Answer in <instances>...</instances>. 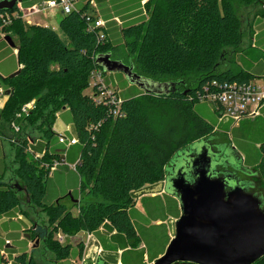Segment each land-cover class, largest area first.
<instances>
[{"label": "trees", "instance_id": "1", "mask_svg": "<svg viewBox=\"0 0 264 264\" xmlns=\"http://www.w3.org/2000/svg\"><path fill=\"white\" fill-rule=\"evenodd\" d=\"M88 4L76 5L63 14L59 33L20 19L5 26L15 41L19 72L0 78L8 88L0 109V125H4L0 128L16 138L11 142L14 180L7 181L5 161L0 160V218L20 208L23 194L34 207L46 206L51 223L63 233L89 232L104 250H121V261L131 253L133 258L127 259V264H150L164 252L169 239L165 223L151 222L177 219L180 211L170 195L136 193L164 181L168 167L184 159V153L201 141L221 159L214 174L239 180L246 192L262 199L264 208V111L229 131V123H218L207 107L196 106L195 100L196 91L211 80L249 81L264 71L263 64L252 66L240 57L237 72L218 69L223 50L236 48L241 39L230 0H146L142 4L146 13L134 21L111 27L114 22L107 21L108 16L106 24L92 31L87 27L95 16L87 11ZM14 10L15 6L9 13ZM2 14L5 12L0 11V26ZM123 47L127 53L121 61L141 76L173 82L174 91L168 95L136 88L120 91L115 94L121 100L116 113V102L110 98L86 94L91 71L101 70L94 65L96 55L109 52L115 59L113 51ZM31 100L34 107L28 115L17 117ZM64 108L78 140L74 149L79 162L75 169L61 166L49 177L51 165L65 152V146L49 147L54 139L51 125ZM12 122L19 125L17 132L12 130ZM23 122L32 128L29 132ZM34 129L42 133L43 142L30 136ZM217 130L230 132L228 144L212 143ZM229 150L234 160L228 159ZM36 153L40 155H33ZM84 193L97 200L79 204L76 215L59 197L63 194L75 202L76 196ZM138 200L144 213L136 208ZM160 227L163 234L158 241L153 231ZM14 236L19 233L8 234ZM141 243L144 247L139 248ZM5 244L0 240V250ZM23 250L15 253V264H33ZM56 251L62 260L71 248L59 246ZM6 261L0 254V264ZM252 264H264V256Z\"/></svg>", "mask_w": 264, "mask_h": 264}, {"label": "water", "instance_id": "2", "mask_svg": "<svg viewBox=\"0 0 264 264\" xmlns=\"http://www.w3.org/2000/svg\"><path fill=\"white\" fill-rule=\"evenodd\" d=\"M17 1L0 0V11L12 9ZM4 39L13 45L9 36ZM94 65L102 72H121L144 93L174 91L173 82L141 76L109 52L96 55ZM228 154L234 160L231 150ZM183 156L166 170L164 193L177 200L180 214L174 221L173 237L153 264H252L264 256L262 199L246 192L230 175L214 174L221 159L205 142L194 144Z\"/></svg>", "mask_w": 264, "mask_h": 264}, {"label": "rangeland", "instance_id": "3", "mask_svg": "<svg viewBox=\"0 0 264 264\" xmlns=\"http://www.w3.org/2000/svg\"><path fill=\"white\" fill-rule=\"evenodd\" d=\"M145 2V1H144ZM232 9L237 17L238 24H239V31H240V43L236 48H225L223 50V58L219 62L218 69H231L232 72H237L240 69L239 64H241L239 57H241L244 60H247L248 62L254 64L257 61H264V43L256 41L254 42V35L264 29V0H230ZM143 13H146V11L143 9ZM47 13L38 15L36 17L31 18L33 23H46L50 28H53L58 33V17L50 18L46 16ZM114 58L117 60H120V57L126 54V49L119 48L113 51ZM103 74V80L105 84L107 85L105 89H92V85L94 80L90 81V85L84 89L86 94L93 95L95 97H99L100 94L104 91L109 96H113L114 94H117L118 91H124L126 89H139L135 85H131L123 76L121 72H104ZM4 77V76H2ZM261 78V77H259ZM140 90V89H139ZM203 105L206 106L207 109L210 111V113L215 116L217 119L219 116L213 111L212 105L208 103H196V106ZM229 119V118H227ZM221 121V120H219ZM232 121V120H231ZM55 122V119L51 125V130L53 127V124ZM27 123H22V126L27 129L29 132L32 128L29 126H26ZM4 126L3 123L0 125V127ZM38 129H34L31 131V137H37L40 139V141H44L45 139L42 137L41 132H37ZM10 134H6V138ZM231 134L230 132H224L222 130H217L214 134L212 143L214 144H222L230 142L231 140ZM5 144V150L7 153V158L5 164L8 166V169L6 168L5 176L6 179H9L13 177L12 169L15 168L14 162H11L9 159V148L14 150L11 144L10 139L8 138V143L6 140H4ZM61 166L57 167V170ZM12 168V169H11ZM56 171V170H55ZM12 172V173H11ZM53 176V172L50 173L49 177ZM242 177V176H241ZM14 179V178H13ZM163 188H164V181L155 183L151 186H147L144 188L143 192H140L139 194L136 193V195H141L143 193L144 195H162L163 194ZM20 189V188H19ZM135 195V196H136ZM21 199H23L24 202L20 203L21 212H22V220L20 221L19 228V239L23 240L25 245L24 246H16V242H8V244L3 248L2 253L6 256L9 254V258L12 259V255L10 254L12 251L20 252L22 249L24 253L28 257L31 258L33 264H65L64 261H68L70 264H79L80 258L83 255V252L85 254L86 263L85 264H97L99 261H107L108 264H116L117 258L119 257L118 253H114L113 251H106L102 248L99 241L96 240L95 236L91 235L89 236L84 231H78L74 232L72 234H65L61 230H59L56 227V223H51L50 221V215L48 213L49 210L46 209V206H33L32 204L25 201V197L23 194H20ZM63 194H60L59 197L61 198V201L65 202L67 206L69 207V211L71 214L76 215L77 214V206L79 204H84L88 201H96L97 198L88 195L86 193L76 196V203L72 202L71 200H68L65 196L63 197ZM24 197V198H23ZM78 197V198H77ZM71 202V203H70ZM73 204V205H72ZM76 205V206H75ZM136 208L144 211L143 207L141 206L140 201H137ZM143 213V212H142ZM19 221V220H18ZM174 221L175 219L172 217H169L166 221L165 225L166 227V233L168 237H173L174 235ZM2 221H0V228L4 229L3 224H1ZM6 222V221H5ZM153 224V223H152ZM146 228V226H145ZM1 230V229H0ZM154 235H158L154 238H157L158 241L162 239L163 234V228H159L156 231H153ZM29 237V239H28ZM31 237V238H30ZM161 237V238H160ZM70 246L71 251L73 249H76L77 251L80 249V255L81 256H73L72 252H68L64 259L60 260L58 259L57 255V247H65ZM102 251H101V248ZM139 247H141V244H139ZM76 251V253H77ZM22 252V253H23ZM4 255V256H5ZM16 256V255H15ZM133 254L126 253L124 257L122 258V261L124 264H127V259L131 260L133 257ZM121 258V257H120ZM116 259V260H113ZM16 259L14 258V263H16ZM9 264H12V261L8 262ZM118 263V261H117ZM153 264V263H150Z\"/></svg>", "mask_w": 264, "mask_h": 264}, {"label": "built area", "instance_id": "4", "mask_svg": "<svg viewBox=\"0 0 264 264\" xmlns=\"http://www.w3.org/2000/svg\"><path fill=\"white\" fill-rule=\"evenodd\" d=\"M77 2L78 0H41L39 2L31 3L25 6L20 1H17L14 11L10 13L5 12V14L1 15V26H8L11 23L12 19H20L28 24L30 23L32 16L44 14L53 9L60 10L62 14H68L75 9ZM88 3L95 6L93 0H90ZM114 20L119 23L118 19L114 18ZM103 25L104 21L102 19L95 18L94 23H90L87 28L89 31H92L93 29L101 27ZM100 71L97 69L92 70L89 77L91 80H94L93 84H91V87L97 86L99 90L105 89V87L107 86L102 78L103 76ZM7 91L8 88L0 85V98H7ZM108 94L103 91L98 98H95L99 99L102 95H105L106 97L110 98L112 102H116L113 110V112L116 113L121 100L119 97H116L115 94L113 96H109ZM195 100L199 103L211 104L213 111L219 116L218 120L229 118L233 122L239 123L244 119L254 118L260 115V109L264 105V78H253L249 81L242 82H221L217 80H211L210 82L204 83L199 91H196ZM33 107L34 100H31L30 102L22 106L20 112H18L16 116H27L29 110ZM11 128L14 132H17L19 130V125L12 122ZM54 133L57 137L58 143L63 144L65 148H69L75 144H78V140L75 136L69 137L64 133ZM10 135L13 136V134ZM10 141H16V138L13 136ZM33 155L39 156L40 154L36 153ZM35 156L34 158H36ZM78 162L79 159H77L73 164L67 163L64 153L59 161L53 162L50 167V173L56 170L58 166H67L71 169H75V165ZM86 233L89 236H93V234L89 232ZM86 258L87 257L83 252L79 264H85Z\"/></svg>", "mask_w": 264, "mask_h": 264}, {"label": "crops", "instance_id": "5", "mask_svg": "<svg viewBox=\"0 0 264 264\" xmlns=\"http://www.w3.org/2000/svg\"><path fill=\"white\" fill-rule=\"evenodd\" d=\"M19 1L23 5L27 6V5L31 4V3L39 2L41 0H19ZM89 1L90 0H78L77 6L80 5V4L83 5V4H85V3L89 2ZM144 1H146V0H140V5H139V4H137L139 2V0H133L131 3H130V0H100V1L93 0V2L95 3V6L88 4L87 11L94 13L95 18L102 19L104 21V24H106L107 21H113L114 22V25H112L111 27L116 26V27L119 28L123 23H125V22L127 23V22L134 21L140 15L142 16L144 14V13H142L143 12V10H142V4L144 3ZM99 3H101V4H99ZM10 10L4 11V12H9ZM103 10H104V13L102 12ZM62 15L63 14L61 13L60 10L53 9V10H50L49 12H47V15L46 16H48L50 18H53V17H56L57 16L58 17V22H59V19L61 18ZM36 16H38V15H34L31 18L36 17ZM108 16H109V19L106 21L105 18L108 17ZM114 18L118 19V21H119L120 24L117 23L114 20ZM58 22H57V26H58ZM28 25H39V26L49 27L46 23H38V22L33 23L32 20L30 21V23H28ZM3 28L5 29V27L0 26V78L2 76L5 77L6 75H9L12 72H16L19 69V65H18V61H17V57H16V55H17V49L14 48L15 41L13 40L12 37L9 36V34L6 32V30H5V32H2V29ZM51 29H53V28H51ZM5 36H9L10 37L11 42H12L13 45H10V43H8L4 39ZM256 41H259V42L264 43V29L258 31L254 35V42H256ZM250 64L252 66H255V65L258 66L259 64H261V65L263 64L264 65V61H257L254 64H252V63H250ZM259 77L264 78V71H262L261 74H259L257 76H254L253 78H259ZM0 85L3 86V87H5V88H7L2 83H0ZM6 99L7 98H3V97L0 98V109L3 107V104L6 101ZM67 111H68V109L67 108H64L61 111H59L58 113H56V115H55V122H54L53 127H52V130H51L52 133H54V132H60V133L66 134L69 137L73 136V133H72V130H71V123L69 122L68 117L65 115V114H67L66 113ZM263 111H264V105L260 109V115H258L256 117H260L262 115ZM256 117H254V118H256ZM254 118H249L247 120H252ZM217 122L218 123L219 122L220 123H226V124L229 123V131H230L231 128L237 127L241 121L239 123H235V122L231 121V119L224 118L221 121H219L217 119ZM224 129H226V128H224ZM227 133H229V132H227ZM6 134H10V133L7 130H5V129L0 128V160L4 159L5 162H6V158H7V153H6V150H5V144L6 143L4 142V140H6L7 143H8V137L6 138ZM34 138H35L36 141H40V139H38L37 137H34ZM53 138L54 139H52L53 141L49 144V147L54 148L56 145L64 146L63 144L58 143L57 137H56L55 133L53 135ZM76 146H78V144H75V145H73V146H71L69 148H65V152H64L65 153V159H66L67 163L70 162L69 164L75 163L76 160L78 159L77 151H75V149H74V147H76ZM64 153H62L60 155V158H61V156ZM13 155H14V153H13L12 149L9 148V156H10L9 157L10 158L9 160L11 162H13ZM6 168L8 169V166L7 165H6ZM11 171L13 172V169ZM5 178H7V177L5 176ZM10 180H14L13 177L9 178L7 181H10ZM163 193H164V188H163ZM164 194H166V193H164ZM139 211L141 213L143 212L141 210H139ZM22 215L23 214L21 212V207H20V208H15L14 211L9 214V216H5V217H1L0 218V221H2L1 224H3V226H4V229L3 228H0L1 229L0 230V240H5L6 243L12 242V241L13 242H16V244H17L16 246H19V247L25 245V243H23V240H21V239L18 240L19 239V236L8 237V234L9 233H19L20 232L19 224H20V221L22 220ZM167 219H166V221H167ZM166 221L165 222H161L159 220H157L155 222L153 221V222H151V225H154V224L155 225H159L160 223H163V224L165 223V225H167L166 224ZM169 240H170V236H169L168 242H169ZM6 245L7 244H5V246ZM5 246H3L1 248V250H0V254L1 255L3 254L2 251H3V248ZM142 247H144V244L141 243V247H139V248H142ZM79 250L77 251L76 249H73L72 250L73 256H77L78 253H79ZM76 251H77V253H76ZM108 251H113L114 252V250H108ZM15 253H17V251H12L10 253L12 255V259L9 258V254L7 256L5 255L6 253L3 254V255H5L4 257L7 258V261L4 264H9L8 263L9 261H12L13 262L12 264H15L14 263ZM114 253H118L119 254V257L117 258V260L116 259H113V260H116V262H114V263L121 264L122 261L120 259V256H121L122 251L121 250H118L117 252H114ZM145 259H146V256H145ZM117 261H118V263H117ZM64 262H65V264H70L68 261H64Z\"/></svg>", "mask_w": 264, "mask_h": 264}]
</instances>
